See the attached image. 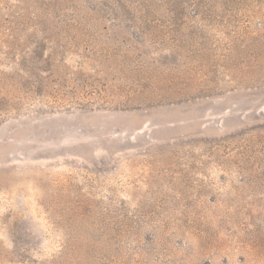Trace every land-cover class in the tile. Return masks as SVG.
Listing matches in <instances>:
<instances>
[{"label":"rangeland","instance_id":"1","mask_svg":"<svg viewBox=\"0 0 264 264\" xmlns=\"http://www.w3.org/2000/svg\"><path fill=\"white\" fill-rule=\"evenodd\" d=\"M0 264H264V0H0Z\"/></svg>","mask_w":264,"mask_h":264}]
</instances>
